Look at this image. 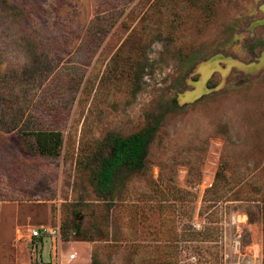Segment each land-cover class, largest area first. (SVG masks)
<instances>
[{
  "label": "rangeland",
  "instance_id": "1",
  "mask_svg": "<svg viewBox=\"0 0 264 264\" xmlns=\"http://www.w3.org/2000/svg\"><path fill=\"white\" fill-rule=\"evenodd\" d=\"M235 238L264 264V0H0V264H224Z\"/></svg>",
  "mask_w": 264,
  "mask_h": 264
},
{
  "label": "trees",
  "instance_id": "2",
  "mask_svg": "<svg viewBox=\"0 0 264 264\" xmlns=\"http://www.w3.org/2000/svg\"><path fill=\"white\" fill-rule=\"evenodd\" d=\"M35 133L37 147L42 154L54 156L59 153L63 143V137L59 131L39 129ZM151 138V132L148 130H143L127 137H114L112 153L110 156L105 157L102 163L98 179L100 184H108L112 181L119 164L131 168L143 167L146 162ZM94 262L95 259L93 258L92 264H95Z\"/></svg>",
  "mask_w": 264,
  "mask_h": 264
},
{
  "label": "built area",
  "instance_id": "3",
  "mask_svg": "<svg viewBox=\"0 0 264 264\" xmlns=\"http://www.w3.org/2000/svg\"><path fill=\"white\" fill-rule=\"evenodd\" d=\"M239 221L240 220L235 221V217H234L233 224H236ZM190 227L196 231H201L202 229H204V223L201 222L199 219H196L191 223ZM30 235L32 238H36V239L48 236V237L52 238L53 240H56L58 237H60V228H58V227H44V226L43 227L42 226L35 227L31 231ZM241 250H242V243H241L240 239H238V238L233 239L232 245L230 247V251L228 252L225 250L224 252H222V254L224 253L223 263L224 264H235V261H234L235 255L241 254ZM75 256H76L75 254H71L69 256V258L74 259ZM188 260L190 262L196 263L197 257L191 256Z\"/></svg>",
  "mask_w": 264,
  "mask_h": 264
},
{
  "label": "bare ground",
  "instance_id": "4",
  "mask_svg": "<svg viewBox=\"0 0 264 264\" xmlns=\"http://www.w3.org/2000/svg\"><path fill=\"white\" fill-rule=\"evenodd\" d=\"M242 220V219H241Z\"/></svg>",
  "mask_w": 264,
  "mask_h": 264
}]
</instances>
